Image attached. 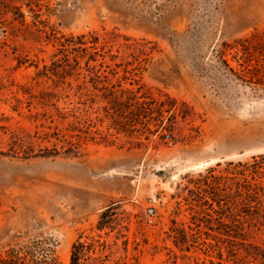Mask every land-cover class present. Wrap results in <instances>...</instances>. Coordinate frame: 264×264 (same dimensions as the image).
Segmentation results:
<instances>
[{
  "label": "rangeland",
  "instance_id": "374dc122",
  "mask_svg": "<svg viewBox=\"0 0 264 264\" xmlns=\"http://www.w3.org/2000/svg\"><path fill=\"white\" fill-rule=\"evenodd\" d=\"M255 33L264 0H0V127L37 154L0 130V264H264V84L219 59Z\"/></svg>",
  "mask_w": 264,
  "mask_h": 264
},
{
  "label": "trees",
  "instance_id": "16d2710c",
  "mask_svg": "<svg viewBox=\"0 0 264 264\" xmlns=\"http://www.w3.org/2000/svg\"><path fill=\"white\" fill-rule=\"evenodd\" d=\"M85 37L86 36H82L80 38V41H84L83 39ZM98 41H99L98 38L92 37L91 43L96 45ZM81 44L84 43L81 42ZM232 53L235 54L234 57L236 58V61L238 63H240V61H243V63L239 64L240 69L232 68L228 60L226 59L228 55ZM97 55L98 53L92 55L90 61L92 62L96 61ZM219 59L220 62L227 68V70L232 72L233 75L237 77L239 80L243 82H248L247 78L249 77L250 81L256 80L257 84L263 85L264 84V33H255L250 37L236 40L235 43H231V44L224 43L222 45V49L219 50ZM97 77L99 76L96 75V78ZM92 79L96 80L95 78ZM149 111H151V108H149ZM148 117H149L148 120L149 126L154 124V127L160 128L165 124L164 117H161V119L158 120L152 118L150 114ZM172 118L173 116L169 118L168 122L171 121ZM0 130L3 132L4 135L10 137L9 140L10 143L8 145L10 147V150L14 153V155L24 154L25 159H29L32 158L33 156H37V154H35L34 143L32 142L26 145L27 135H22L21 133L12 131L10 128L5 126L0 127ZM149 131H151V129H149ZM36 135H39V133L36 132ZM53 135L56 136L57 134H53ZM35 137L36 136H34L33 138ZM49 137H50L49 133H46L44 135L38 136L37 140L42 142H47ZM76 149L77 147L72 145L70 150L74 153H78L77 151H75ZM42 151L45 152L54 151V153H57V149L49 150L48 148H46L44 150H41V153ZM47 156L48 155H41V157H47ZM115 212H116V208L110 207L102 214L99 222V229H103L104 227L112 223V220L116 216ZM83 249L84 246L81 242H78L73 246L72 259H71L72 264H80V255ZM11 264H25V262L23 261V259L16 256L12 259Z\"/></svg>",
  "mask_w": 264,
  "mask_h": 264
},
{
  "label": "built area",
  "instance_id": "2783aa9c",
  "mask_svg": "<svg viewBox=\"0 0 264 264\" xmlns=\"http://www.w3.org/2000/svg\"><path fill=\"white\" fill-rule=\"evenodd\" d=\"M148 215H149V216H153V215H154V210H153V209H150Z\"/></svg>",
  "mask_w": 264,
  "mask_h": 264
}]
</instances>
